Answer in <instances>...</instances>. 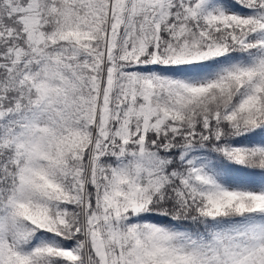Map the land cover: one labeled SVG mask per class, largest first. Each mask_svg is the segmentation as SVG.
I'll use <instances>...</instances> for the list:
<instances>
[{"label":"snow or ice","instance_id":"1","mask_svg":"<svg viewBox=\"0 0 264 264\" xmlns=\"http://www.w3.org/2000/svg\"><path fill=\"white\" fill-rule=\"evenodd\" d=\"M0 264H264V0H0Z\"/></svg>","mask_w":264,"mask_h":264}]
</instances>
